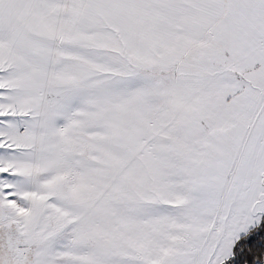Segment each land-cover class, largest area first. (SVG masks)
Instances as JSON below:
<instances>
[{"label":"snow or ice","instance_id":"snow-or-ice-1","mask_svg":"<svg viewBox=\"0 0 264 264\" xmlns=\"http://www.w3.org/2000/svg\"><path fill=\"white\" fill-rule=\"evenodd\" d=\"M0 264H264V0H0Z\"/></svg>","mask_w":264,"mask_h":264}]
</instances>
